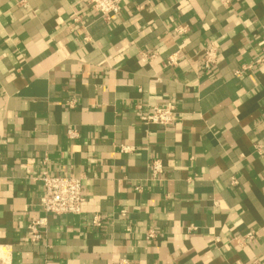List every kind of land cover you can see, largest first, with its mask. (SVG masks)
Returning a JSON list of instances; mask_svg holds the SVG:
<instances>
[{"label":"crops","instance_id":"1","mask_svg":"<svg viewBox=\"0 0 264 264\" xmlns=\"http://www.w3.org/2000/svg\"><path fill=\"white\" fill-rule=\"evenodd\" d=\"M263 49L264 0H123L110 20L89 0H0L12 264H264ZM168 103L172 125L141 119ZM44 168L82 179L80 214L45 212ZM43 216L31 242L26 226Z\"/></svg>","mask_w":264,"mask_h":264},{"label":"built area","instance_id":"2","mask_svg":"<svg viewBox=\"0 0 264 264\" xmlns=\"http://www.w3.org/2000/svg\"><path fill=\"white\" fill-rule=\"evenodd\" d=\"M122 2L123 0H89L91 8L106 20H110L120 13ZM217 60L218 48L215 43H212L203 50L202 66L206 69H211ZM177 62V54L170 56L168 60L169 65H175ZM176 116V105L168 103L155 106L150 112L142 115L141 119L147 124L168 127L175 122ZM150 168L152 177L158 178L162 176L164 172L163 160L161 158L152 159ZM36 178L42 184L43 194L41 204L46 213H52L57 216L63 214L78 215L81 213L85 196L83 193L82 179L80 177L56 174L44 168L38 173ZM99 219V215L93 217L94 222H98ZM46 224V216L30 221L26 226L27 238L31 242L40 241L44 236L41 227ZM148 236L154 237L155 231L150 229ZM254 237L255 233L249 232L246 234L245 239L252 240ZM0 264H12V250L3 244H0ZM249 264L262 263L259 260H254Z\"/></svg>","mask_w":264,"mask_h":264}]
</instances>
